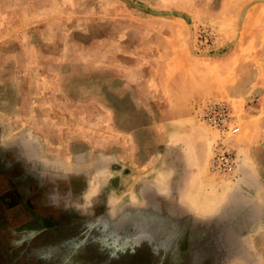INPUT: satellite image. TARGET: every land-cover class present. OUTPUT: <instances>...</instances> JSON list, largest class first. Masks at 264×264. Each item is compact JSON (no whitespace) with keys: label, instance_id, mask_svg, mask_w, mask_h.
<instances>
[{"label":"rangeland","instance_id":"obj_1","mask_svg":"<svg viewBox=\"0 0 264 264\" xmlns=\"http://www.w3.org/2000/svg\"><path fill=\"white\" fill-rule=\"evenodd\" d=\"M202 28L217 38L197 51ZM239 37L251 67L212 93L239 123L236 168L202 197L218 212L145 190V229L127 214L150 208L158 153L180 162L195 135L206 167L215 138L183 57ZM0 264H264V0H0Z\"/></svg>","mask_w":264,"mask_h":264},{"label":"crops","instance_id":"obj_2","mask_svg":"<svg viewBox=\"0 0 264 264\" xmlns=\"http://www.w3.org/2000/svg\"><path fill=\"white\" fill-rule=\"evenodd\" d=\"M255 53V48L248 46L239 37L235 40L230 50L219 56L217 60L197 61L193 56H184L183 58L187 62L185 65L189 64L192 66L189 69L191 76L189 80H186V83L191 85V94L209 91L210 93H215L218 92L217 88H221L222 86L231 88L236 83H239V81L241 82L245 78L244 73L247 71V66L253 62ZM237 70L238 72H236ZM253 79L251 78L252 81ZM249 83L251 84L247 85L253 84L252 82ZM170 126V124L167 125L168 131L170 130ZM194 138L198 139L195 135H191V140H187L186 147L184 146L186 154L183 159H180V162H176L173 158L164 160L162 154L158 153L159 156L161 155L158 164L160 172L156 173L154 171L153 173L158 180L155 177L151 179L150 184L152 189L149 186L144 187L143 185L141 188L142 200L147 201V205L154 206L156 203L155 201L153 202L154 199L149 200V198L145 197L143 193L145 190H152L153 192H158V194L166 190L170 204V201H172V204H176L177 206H193L192 208L196 209L197 214L202 217L215 214L216 211L218 212L216 203H209L206 198H202L206 196V190H210L207 187H209V184L212 186V182L215 179L207 171L205 165L200 167L198 161L196 162L192 157ZM165 142L168 144L165 147L166 151L169 153L171 151L175 152L177 149L176 141L171 139L170 136ZM163 155H165L164 152ZM161 162L162 166H160ZM211 190L215 191L213 187H211ZM137 193H140V189Z\"/></svg>","mask_w":264,"mask_h":264},{"label":"built area","instance_id":"obj_3","mask_svg":"<svg viewBox=\"0 0 264 264\" xmlns=\"http://www.w3.org/2000/svg\"><path fill=\"white\" fill-rule=\"evenodd\" d=\"M217 38L211 28L199 29L195 34L194 46L197 51L206 50ZM194 117L204 125L215 138L212 142L206 169L210 174L229 177L237 165L236 152L227 145V137L237 134L239 123L230 103L216 94L204 95L193 103Z\"/></svg>","mask_w":264,"mask_h":264},{"label":"water","instance_id":"obj_4","mask_svg":"<svg viewBox=\"0 0 264 264\" xmlns=\"http://www.w3.org/2000/svg\"><path fill=\"white\" fill-rule=\"evenodd\" d=\"M147 207H150V208H146V209H143V210H137V211H132V212H130L129 214H127V216H129L131 219H136L135 221L136 222H142V226H143V228H145V229H148V228H150L147 224L149 223H158V220H157V216H155L154 214H153V212H152V209H151V206H149V205H147ZM141 212H144L142 215H141V219L139 218V221H137L138 219V215H139V213H141ZM145 220V222H144V220ZM147 223V224H146ZM151 229V228H150Z\"/></svg>","mask_w":264,"mask_h":264}]
</instances>
